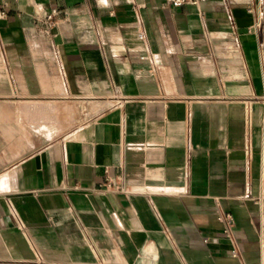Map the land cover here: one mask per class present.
Instances as JSON below:
<instances>
[{
	"label": "crops",
	"instance_id": "obj_1",
	"mask_svg": "<svg viewBox=\"0 0 264 264\" xmlns=\"http://www.w3.org/2000/svg\"><path fill=\"white\" fill-rule=\"evenodd\" d=\"M3 3L0 264H264V0Z\"/></svg>",
	"mask_w": 264,
	"mask_h": 264
},
{
	"label": "built area",
	"instance_id": "obj_2",
	"mask_svg": "<svg viewBox=\"0 0 264 264\" xmlns=\"http://www.w3.org/2000/svg\"><path fill=\"white\" fill-rule=\"evenodd\" d=\"M163 6L166 7H175L180 8L186 5L192 6H200L205 0H163ZM235 2H245L250 0H233ZM144 5H139V8H144ZM10 8L6 3L1 4L0 6V21L4 20L9 14ZM58 11L53 9L49 13H45L41 10L35 11L33 18L34 20H38L40 17L49 25L52 26L55 23V17L58 15ZM139 40L143 41L145 39V35L140 32ZM187 56H194L193 52L186 53ZM142 60L146 59V57H141ZM104 181L98 188L90 189L89 192H99V193H112V194H124L131 195L133 192L124 185L123 181L120 177H112L108 170H104ZM77 189V188H76ZM219 220L224 224L223 228V236L229 241L231 245L230 256L234 259H241L240 247L237 239L235 238L234 228H235V218L232 213L223 211L219 217ZM208 239L204 240L205 243H208Z\"/></svg>",
	"mask_w": 264,
	"mask_h": 264
}]
</instances>
